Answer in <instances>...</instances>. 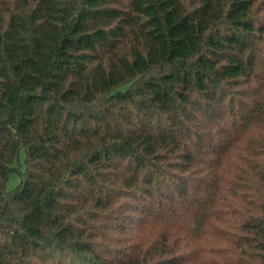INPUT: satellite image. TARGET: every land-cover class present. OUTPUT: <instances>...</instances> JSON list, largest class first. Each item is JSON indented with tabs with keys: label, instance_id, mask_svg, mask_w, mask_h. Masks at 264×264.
I'll list each match as a JSON object with an SVG mask.
<instances>
[{
	"label": "trees",
	"instance_id": "1",
	"mask_svg": "<svg viewBox=\"0 0 264 264\" xmlns=\"http://www.w3.org/2000/svg\"><path fill=\"white\" fill-rule=\"evenodd\" d=\"M0 264H264V0H0Z\"/></svg>",
	"mask_w": 264,
	"mask_h": 264
},
{
	"label": "rangeland",
	"instance_id": "2",
	"mask_svg": "<svg viewBox=\"0 0 264 264\" xmlns=\"http://www.w3.org/2000/svg\"><path fill=\"white\" fill-rule=\"evenodd\" d=\"M12 183H14V182L11 181V184L10 185H12Z\"/></svg>",
	"mask_w": 264,
	"mask_h": 264
}]
</instances>
